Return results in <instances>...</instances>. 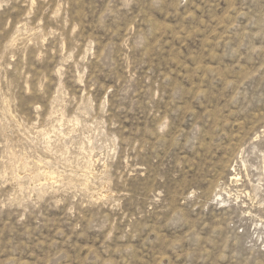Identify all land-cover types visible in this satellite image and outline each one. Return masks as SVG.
<instances>
[{
    "label": "rangeland",
    "instance_id": "374dc122",
    "mask_svg": "<svg viewBox=\"0 0 264 264\" xmlns=\"http://www.w3.org/2000/svg\"><path fill=\"white\" fill-rule=\"evenodd\" d=\"M0 264H264V0H0Z\"/></svg>",
    "mask_w": 264,
    "mask_h": 264
},
{
    "label": "bare ground",
    "instance_id": "6f19581e",
    "mask_svg": "<svg viewBox=\"0 0 264 264\" xmlns=\"http://www.w3.org/2000/svg\"><path fill=\"white\" fill-rule=\"evenodd\" d=\"M21 23V22H20ZM30 26V25H29ZM19 33V32H18ZM25 37V36H24ZM23 38V37H22ZM24 39V38H23ZM17 40V39H16ZM13 46V45H12ZM12 48V47H11ZM15 48V47H14ZM19 48V47H18ZM16 51V50H15ZM12 83V82H11ZM13 115V114H12ZM13 129V128H12ZM34 160V159H33ZM44 173V172H43ZM53 174V173H52ZM49 172H45L44 175L47 177V178H54L53 175ZM78 174V173H77ZM48 180V179H47ZM52 184V183H51ZM105 189V188H104ZM103 189V190H104ZM107 191V190H106Z\"/></svg>",
    "mask_w": 264,
    "mask_h": 264
}]
</instances>
